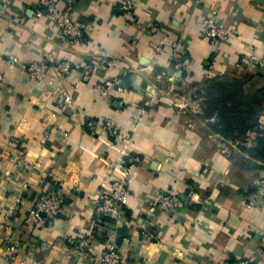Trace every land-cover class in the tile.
Listing matches in <instances>:
<instances>
[{
    "label": "crops",
    "instance_id": "0c3cea01",
    "mask_svg": "<svg viewBox=\"0 0 264 264\" xmlns=\"http://www.w3.org/2000/svg\"><path fill=\"white\" fill-rule=\"evenodd\" d=\"M71 1L69 16L84 38L67 46L53 21L38 17L40 0H0V222L22 194L17 221L7 224L20 252L13 263L0 252V264H95L111 245L123 264H264V164L249 168L241 161L248 157L232 158L224 146H235L178 104L180 83L233 75L264 87V0ZM127 1L135 22L124 16ZM213 16L228 40L204 34L201 25ZM174 48L184 55L180 69ZM40 61L52 69L50 85L24 69ZM62 61L73 69L64 82L53 70ZM115 77L124 91L102 95L97 86ZM58 87L75 101L64 113L52 93ZM108 117L123 140L87 129V121ZM121 177L130 190L126 206L95 227L100 186ZM52 185L64 191L63 211L37 224L31 210ZM160 193L187 205L150 213ZM92 233L89 258L75 255V243Z\"/></svg>",
    "mask_w": 264,
    "mask_h": 264
},
{
    "label": "built area",
    "instance_id": "2783aa9c",
    "mask_svg": "<svg viewBox=\"0 0 264 264\" xmlns=\"http://www.w3.org/2000/svg\"><path fill=\"white\" fill-rule=\"evenodd\" d=\"M61 2H66L68 5L65 11L59 10ZM71 0H40V8L37 12L38 17H47L53 21L55 26L59 29L60 43L62 45L72 46L83 40L84 33L82 28L72 20L69 16V11L72 10ZM124 16L128 22H135L134 16V3L127 1L123 7ZM202 30L204 34L213 41H226L229 39V33L225 30L223 25L219 22L216 16L208 17L202 23ZM153 33L158 32L157 27L151 30ZM161 46L158 47L159 51ZM172 59L177 69L183 66V52L181 50L172 49ZM16 57H10L9 63H17ZM25 71L30 78L36 82L48 83L52 69L45 61L32 62L24 66ZM54 73L61 81H65L67 76L73 72L72 66L69 62H59L53 67ZM123 79L115 77L104 81L97 86L98 91L102 95H107L109 91L116 90L119 93L124 91ZM4 86V75L0 72V89ZM53 94L59 98L58 108L61 113L74 106L75 101L71 93L61 90V88L53 89ZM50 94V93H49ZM86 127L90 133L98 134L106 132L116 136L119 140H123L121 130L111 117L98 121H87ZM24 165L23 161H20ZM27 185H23V189ZM130 190L128 182L125 177H121L111 182L110 187L107 189L105 184L100 186L96 198L92 202L94 211V225L95 227H103L106 225V217L110 214H120L128 202ZM22 202V194L15 200L14 204L8 208L6 220L0 222V252L3 253L5 258L9 261L15 262L20 252V245L14 239L7 228L10 220L17 221V212ZM64 191L59 185H52L48 187L37 199L31 210L32 221L37 224H43L45 217H51L62 213L64 205ZM187 201L177 195L160 193L156 199L150 203L149 211L154 213L171 212L185 208ZM95 241V235L89 234L75 243L73 253L80 258L88 257ZM89 258V257H88ZM95 264H123V256L116 246L111 245L102 255L93 259ZM233 264H253L251 259H238Z\"/></svg>",
    "mask_w": 264,
    "mask_h": 264
},
{
    "label": "trees",
    "instance_id": "16d2710c",
    "mask_svg": "<svg viewBox=\"0 0 264 264\" xmlns=\"http://www.w3.org/2000/svg\"><path fill=\"white\" fill-rule=\"evenodd\" d=\"M183 78H186L185 74ZM246 84L243 78L222 75L187 86L194 90L193 100L200 101L195 120L204 124L209 133L236 145L240 155L249 158L241 161L249 168H255L258 165L254 162L264 164V87L247 93ZM183 85L180 83L178 86ZM231 153L235 158L234 149Z\"/></svg>",
    "mask_w": 264,
    "mask_h": 264
},
{
    "label": "rangeland",
    "instance_id": "374dc122",
    "mask_svg": "<svg viewBox=\"0 0 264 264\" xmlns=\"http://www.w3.org/2000/svg\"><path fill=\"white\" fill-rule=\"evenodd\" d=\"M245 89H246V92L247 93H253V92H255L257 89H255V87H254V85H249V84H247L246 86H245ZM178 90L180 91V93L182 94V96H183V98L184 99H181L180 101H178V104H179V102H180V104L179 105H182L183 107H185V109H189V111L194 115L195 114V112H198L199 110H200V101H195V100H193V92H194V90H190V89H188V86L187 85H184V86H182V87H179L178 88ZM183 116L185 117V116H188L189 117V114L188 113H186V114H183ZM263 123H264V117H263ZM194 122H197L196 120H194ZM251 138H250V143H251ZM235 147L234 148H232V149H234V151H235V153L237 154L236 156H235V158L236 159H239L238 157H240V153L237 151V147H236V145H234ZM224 149H226V151L227 152H229L230 153V151H231V146H227V145H225L224 146ZM230 156H232V154L230 153Z\"/></svg>",
    "mask_w": 264,
    "mask_h": 264
}]
</instances>
